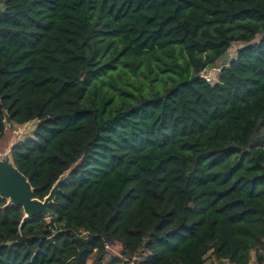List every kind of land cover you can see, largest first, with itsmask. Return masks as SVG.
<instances>
[{
    "label": "trees",
    "instance_id": "obj_1",
    "mask_svg": "<svg viewBox=\"0 0 264 264\" xmlns=\"http://www.w3.org/2000/svg\"><path fill=\"white\" fill-rule=\"evenodd\" d=\"M0 3V139L37 123L10 151L34 198L66 174L47 217L0 199V264H264V0ZM165 58L170 87L106 110L102 78Z\"/></svg>",
    "mask_w": 264,
    "mask_h": 264
},
{
    "label": "rangeland",
    "instance_id": "obj_2",
    "mask_svg": "<svg viewBox=\"0 0 264 264\" xmlns=\"http://www.w3.org/2000/svg\"><path fill=\"white\" fill-rule=\"evenodd\" d=\"M2 10V3H0V11ZM257 38H255L250 44L256 43ZM242 43H234L228 49L223 59L218 61L214 66H208L204 71L200 73V76L205 78L210 84H214L218 81L219 70L226 67L228 63L234 58L235 53L238 49L244 47ZM179 47H175L178 51ZM166 54L165 50H159L156 52L158 57L164 56ZM183 56H176V65H181L183 63ZM172 61L165 58L163 63L159 65L155 59H150V65H143L138 73V75H133L128 69H124L121 64L117 65V70L110 72L113 79L117 81L116 92L111 89L109 85V78L105 76L103 79L104 83L102 86V91H108L113 96L112 103L107 107V111L116 109L117 107L132 106L136 105L141 98H150L154 92L162 93L166 87L165 83H169L168 74L171 77L176 78L177 76L172 73H161L159 68H164L165 65H171ZM98 82V81H97ZM172 84L169 83L167 86L170 87ZM89 94V89L87 90V95ZM37 123L30 122L25 125H15L9 121L4 123V135L0 139V158L8 153L10 148L18 142H25L33 138ZM257 146H264L263 142L257 144ZM106 250L111 256L118 254V248L107 247ZM108 258V257H106ZM106 258L102 260L100 264L106 262ZM92 261H88L87 264H92ZM206 264H228L226 261H217L210 254H207L205 258ZM123 264V263H122ZM132 264V263H128ZM249 264H255V254L250 252Z\"/></svg>",
    "mask_w": 264,
    "mask_h": 264
},
{
    "label": "water",
    "instance_id": "obj_3",
    "mask_svg": "<svg viewBox=\"0 0 264 264\" xmlns=\"http://www.w3.org/2000/svg\"><path fill=\"white\" fill-rule=\"evenodd\" d=\"M222 59L223 57L218 61ZM11 148L0 158V199L6 201L9 206L19 207L24 219L47 217L48 206L55 200L59 186L65 180L66 174L58 179L43 200H38L34 198L28 180L14 167L10 158ZM10 245L11 242L3 244V246Z\"/></svg>",
    "mask_w": 264,
    "mask_h": 264
},
{
    "label": "crops",
    "instance_id": "obj_4",
    "mask_svg": "<svg viewBox=\"0 0 264 264\" xmlns=\"http://www.w3.org/2000/svg\"><path fill=\"white\" fill-rule=\"evenodd\" d=\"M264 244V243H263ZM263 259H264V255H263Z\"/></svg>",
    "mask_w": 264,
    "mask_h": 264
}]
</instances>
